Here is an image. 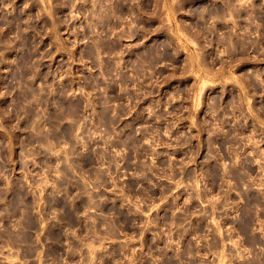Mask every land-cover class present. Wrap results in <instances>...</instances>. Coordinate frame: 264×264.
<instances>
[{"label":"rangeland","instance_id":"rangeland-1","mask_svg":"<svg viewBox=\"0 0 264 264\" xmlns=\"http://www.w3.org/2000/svg\"><path fill=\"white\" fill-rule=\"evenodd\" d=\"M0 264H264V0H0Z\"/></svg>","mask_w":264,"mask_h":264}]
</instances>
